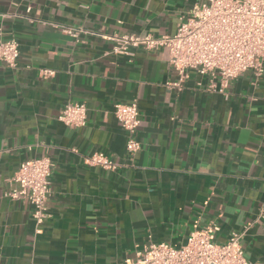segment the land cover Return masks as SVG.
Segmentation results:
<instances>
[{"label": "crops", "instance_id": "0c3cea01", "mask_svg": "<svg viewBox=\"0 0 264 264\" xmlns=\"http://www.w3.org/2000/svg\"><path fill=\"white\" fill-rule=\"evenodd\" d=\"M204 1L0 0V39L20 52L15 69L0 62V264H115L211 224L216 243L239 233L245 258L264 264V60L223 93L194 74L177 92L166 50L109 54L114 36L174 34ZM131 102L141 148L130 156L112 111ZM67 103L87 106L82 129L57 121ZM97 152L115 169L87 163ZM42 156L53 169L37 233L31 206L6 193L19 164Z\"/></svg>", "mask_w": 264, "mask_h": 264}, {"label": "built area", "instance_id": "2783aa9c", "mask_svg": "<svg viewBox=\"0 0 264 264\" xmlns=\"http://www.w3.org/2000/svg\"><path fill=\"white\" fill-rule=\"evenodd\" d=\"M62 31L73 38L79 32L65 27ZM110 40L113 45L109 54L113 56L132 59L138 50H166L176 75L175 81L166 85L167 90L181 92L184 83L194 74L206 79V90L223 93L240 74L251 71L258 77L263 73L264 0H205L180 16L172 35L125 34ZM19 55L15 38L0 39L1 63L15 69ZM39 74L48 78L53 71L41 69ZM197 85L202 86V83ZM112 113L126 134L127 154L134 155L141 148L137 138L140 120L136 102L116 103ZM56 119L67 127L82 129L87 123V106L67 103ZM87 163L107 170L115 169L113 162L101 152L94 153ZM52 169L53 163L47 156L22 161L13 178L16 187L6 193V197L25 201L31 206L37 233L48 218ZM217 231L218 227L211 224L204 230L190 233L183 245L149 243L137 250L133 258L115 264H252L245 258L239 233H232L225 243L219 244L213 239Z\"/></svg>", "mask_w": 264, "mask_h": 264}]
</instances>
